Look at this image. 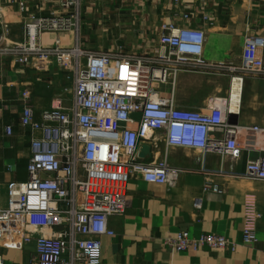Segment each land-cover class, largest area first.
<instances>
[{
	"label": "built area",
	"instance_id": "built-area-1",
	"mask_svg": "<svg viewBox=\"0 0 264 264\" xmlns=\"http://www.w3.org/2000/svg\"><path fill=\"white\" fill-rule=\"evenodd\" d=\"M8 2L25 14L24 1ZM84 2L62 0L60 12L26 15L25 41L12 47L3 45L7 25L0 12V56L24 67L34 58L53 59L72 81L71 103L65 105L58 94L38 116L28 104L29 92L21 94L19 125L30 131L29 156L26 179L4 184V204L0 186V264H4L2 250H21L30 242L35 252L28 264H100L101 239L114 235L109 218L130 207L127 186L132 177L173 186L180 175L194 172L169 163L172 149L232 159H238L242 150L262 152L247 161L243 174L200 168L203 193L222 192L213 181L216 178L264 182V130L230 124L229 115L237 110L222 98L211 97L198 108H188L178 103L172 89L160 96L161 87H173L181 75L264 81V37L247 34L239 62L210 64L203 58L205 32L191 25L200 14L195 3L172 0L174 16L182 25L175 20L163 23L149 52L124 54L118 48L92 52L79 43ZM199 3L200 9L205 6L204 0ZM1 6L2 0L0 10ZM201 20L213 25L208 14ZM44 33L73 34L75 44L61 48L56 40L52 48H43ZM4 132L11 137L12 127ZM241 135L245 144L239 141ZM144 145L153 157L149 162L139 158ZM6 171L13 168L7 166ZM242 241L255 243L256 233L244 229ZM163 245L177 253L234 249L222 235L191 237L186 231L167 237Z\"/></svg>",
	"mask_w": 264,
	"mask_h": 264
},
{
	"label": "crops",
	"instance_id": "crops-1",
	"mask_svg": "<svg viewBox=\"0 0 264 264\" xmlns=\"http://www.w3.org/2000/svg\"><path fill=\"white\" fill-rule=\"evenodd\" d=\"M22 1L26 3L24 15L8 0H2L1 6V22L7 25L9 41L19 44L25 41L22 32L25 16L60 12L62 0ZM185 1L194 2L200 13L191 25L205 32L203 58L210 64L239 62L244 37L247 34L264 37V0H204L205 6L201 9L199 0ZM81 13L79 43L82 49L92 52L118 48L124 54L143 55L156 44L163 23L175 20L182 25L174 16L172 0H85ZM201 13L212 17V26L202 22ZM17 25L22 27L18 35L15 31ZM56 40L61 48L75 44L73 34L44 33L40 37V45L52 48ZM233 86L231 82L229 94L219 98L230 102L237 110L233 115L238 125L258 126L264 130V81L247 78L241 87L236 85L233 90ZM71 89L70 74L62 71L53 59L34 58L29 66L24 67L9 56H0L2 204L4 184L26 179L30 131L19 125L23 106L21 94L29 92L28 104L38 116L50 108L58 94H62L65 105H69ZM7 126L12 127L11 137L5 135ZM239 141L246 143L244 135ZM261 155L260 151L242 150L238 159L215 155L203 158L198 151L169 150L168 160L172 166L194 172L180 175L173 186L155 185L132 177L127 186L130 207L124 214L109 218L108 225L114 235L101 239L100 264H264V182L216 178L213 181L222 192L203 193L204 177L197 172L202 167L212 171L221 167L226 172L243 174L247 161ZM152 158L150 156L143 161L149 162ZM7 166H11L13 171L7 172ZM196 201L199 202L198 207H195ZM244 229L256 233L255 243H243ZM182 231L191 237L204 233L222 235L234 244V249L177 253L163 245L164 239ZM1 252L4 264H28L35 252V244L30 242L21 250Z\"/></svg>",
	"mask_w": 264,
	"mask_h": 264
},
{
	"label": "rangeland",
	"instance_id": "rangeland-1",
	"mask_svg": "<svg viewBox=\"0 0 264 264\" xmlns=\"http://www.w3.org/2000/svg\"><path fill=\"white\" fill-rule=\"evenodd\" d=\"M2 13V10H0ZM24 27V26H23ZM16 34L22 27H15ZM8 30V29H7ZM24 29H22V32ZM9 32L5 31L3 45L12 47L19 45V42H10L8 38ZM8 39V40H7ZM231 82L240 86V80H233L228 76H200V75H183L175 82V85H166L161 87L160 96H167L171 89L173 90L178 103L184 107L194 108L199 106L205 99L216 96L224 97L229 94ZM239 83V84H238ZM238 86V87H239ZM236 90L233 92L235 94ZM238 93V91H237ZM234 101V97L232 96Z\"/></svg>",
	"mask_w": 264,
	"mask_h": 264
},
{
	"label": "water",
	"instance_id": "water-1",
	"mask_svg": "<svg viewBox=\"0 0 264 264\" xmlns=\"http://www.w3.org/2000/svg\"><path fill=\"white\" fill-rule=\"evenodd\" d=\"M2 36V29L0 25V39ZM229 123L235 125L237 123L236 117L234 115H229ZM151 156L150 148L147 145H144L140 149L139 158L141 160L149 159Z\"/></svg>",
	"mask_w": 264,
	"mask_h": 264
},
{
	"label": "bare ground",
	"instance_id": "bare-ground-1",
	"mask_svg": "<svg viewBox=\"0 0 264 264\" xmlns=\"http://www.w3.org/2000/svg\"><path fill=\"white\" fill-rule=\"evenodd\" d=\"M234 79H236V78H234ZM234 79H233V80H234ZM233 80H232V81H233ZM238 80H239V79H238ZM240 83H241V82H240ZM241 84H242V83H241ZM241 84H240V85H241ZM240 87H241V86H240ZM239 92H240V90H239ZM233 104H234V103H233Z\"/></svg>",
	"mask_w": 264,
	"mask_h": 264
}]
</instances>
